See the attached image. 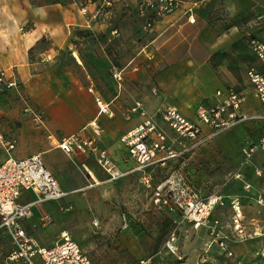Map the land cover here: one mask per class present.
I'll list each match as a JSON object with an SVG mask.
<instances>
[{
    "label": "rangeland",
    "instance_id": "1",
    "mask_svg": "<svg viewBox=\"0 0 264 264\" xmlns=\"http://www.w3.org/2000/svg\"><path fill=\"white\" fill-rule=\"evenodd\" d=\"M1 1L0 9L7 4ZM53 1L61 2L46 0L47 3ZM80 1L84 3L87 0ZM110 1L111 5L104 8L108 11V26L120 30L119 35L109 41L108 34H96L79 23L68 21L62 31L55 29L53 38L43 36L34 45H21L22 34L17 32L13 35L11 32L12 35H6L0 27V70L12 67L22 94L0 86V163L11 157H23L18 152L27 156L41 155L49 165L61 167L57 174L60 182L67 180V186L74 185L73 178L66 179L72 175L71 170L67 172L65 167L69 163L72 171L83 179V183L76 186L80 190L64 200V208L57 209L54 208L56 205H51V223L44 227L35 221V237L41 244L51 247L67 232L80 244L93 264H177L180 260L176 255L163 248L167 232V218L163 213L166 212L153 205L152 200V205L149 203L155 186L178 173L191 185L200 200L217 199L205 225L194 228L184 222L179 226L178 254H184L181 261L192 263L199 253H205L216 259V264H238V261L241 264H264L260 258L254 263V252L264 248V162L255 154L244 164L241 152L242 145L247 141H256L264 132V126L240 123L228 135L223 132L212 139L211 144L199 145L177 156L188 145L183 147L182 143L179 144L175 134L161 121L152 105L157 97L150 93L152 87L156 88L158 96L163 93L159 77L166 72L175 73L172 90L188 80L189 83L194 82L196 72L188 63L193 57V45L189 43H195L198 38H217L221 39L219 45H237L218 50L212 56L218 60L210 59L208 62V74L215 78L216 64L228 59V68L240 79L243 63L248 60L241 59L242 54L246 55V44L240 33L254 14L264 13V5L251 0H205L200 16L203 20L198 24L178 26L175 23L169 26V22H164L161 31L156 28L149 32L142 27L144 21L138 15L137 0ZM53 12L61 11L59 8ZM8 19L13 21V18ZM33 27L34 23L26 20L21 32L31 31ZM5 37L10 40H5ZM227 39L231 42L226 43ZM139 52L140 71L128 77L124 85L122 82L121 95L111 104L113 113L108 111V123H103L105 133L102 143L109 148L114 141H118L122 151L125 147L121 142L123 135L119 137V133H123L126 122L132 118V115L126 117V111L134 100L146 99L150 105L149 115L154 117L159 129L167 136L168 153L160 154L167 158L139 168L137 164L131 165L133 159L123 153L122 159L130 161V168H117L121 172H131L100 185L91 183L85 178L91 177L80 158L73 161L60 150L49 151L50 133L61 140L79 132L94 120L98 111L96 101L89 92L90 82L94 81L106 100L112 99L114 89L119 90L110 77L112 67H120ZM195 59L201 62L202 57ZM206 81L209 83L211 80ZM211 89L209 85L207 90ZM194 93L198 97L199 93ZM33 111L42 115L43 124L33 120ZM227 138L236 143L231 150L223 145ZM11 142L14 149L9 150ZM89 160V164L93 168L95 166L96 173L93 172L98 181L107 180L108 174L95 159ZM257 170L261 171V175H257ZM236 199L243 214L242 225L253 234L247 240L239 241L232 237L231 201ZM214 220L219 222L221 234L230 238L228 245L235 257L226 258L219 254L217 246L212 243L208 222ZM134 244L143 252L139 258L131 250ZM2 245L0 243V247ZM246 250L248 256L242 258L238 255L246 253Z\"/></svg>",
    "mask_w": 264,
    "mask_h": 264
},
{
    "label": "built area",
    "instance_id": "2",
    "mask_svg": "<svg viewBox=\"0 0 264 264\" xmlns=\"http://www.w3.org/2000/svg\"><path fill=\"white\" fill-rule=\"evenodd\" d=\"M205 0H193L184 9V16L189 24L195 22V11L203 5ZM111 5L110 0H104V6ZM182 5L181 0H137V12L143 19V29L149 31L162 18L174 13ZM98 12V11H97ZM95 13V17L97 15ZM255 18L253 23L256 24ZM250 29V27H249ZM119 35L117 28L110 29L108 41ZM247 45L254 57L264 66V40L246 34ZM128 66L132 71L138 70V64L129 61ZM126 67H112L110 74L112 79L121 89L124 80ZM246 78L251 86L254 99L260 105L262 111L258 114H246L242 111L241 105L245 100L243 93L236 91L233 87H226L215 92V100L208 104H200L197 107V122L188 120L175 108L167 106L160 113V119L175 134L179 144H187L188 147L179 151L182 155L185 151L199 145L209 143L216 136L226 132L240 123H247L253 120L264 122V70L249 67L246 70ZM0 86L5 88H18V83L14 78H8L5 70H0ZM89 91L94 94L96 104L100 113H108V105L98 94L94 87ZM127 118L130 115H137L140 122L132 130L121 137V142L139 168H144L153 164L156 160H163L166 157L160 154L168 153V142L165 132L159 129L154 117L150 116L142 101L136 100L127 109ZM33 120L38 124H43L42 115L33 111ZM93 135L72 134L56 142L57 146L69 157L80 158V162L91 178H94L92 171L88 167L87 160L94 158L98 165L108 174L106 181H112L131 172H121L111 158L108 150L101 147L98 137L101 129L93 124ZM205 128V131H204ZM14 143L8 145V149H13ZM256 151H264V134L259 139L242 148L244 164L248 163ZM172 156V155H171ZM158 158V159H157ZM169 158V157H168ZM257 175L261 171L257 170ZM171 177V178H170ZM169 178L159 182L151 197L152 204L166 213H176L180 220L174 222L168 231L163 248L168 253L176 255L181 261L182 256L178 254L177 231L182 223H188L197 228L205 225L210 210L217 199L200 200L190 184L182 175H170ZM148 182V180H147ZM149 186V184H148ZM23 191H30L36 198L29 203L19 201ZM68 196L64 192L55 175L47 168L41 155H33L25 158H8L0 164V230H4L8 235L10 247L7 251L0 250V264H93L91 258L81 248L80 244L74 240L67 232L62 234L59 242L51 247L41 244L35 236L28 232L25 222L33 216V207L43 203L60 201ZM231 208V231L234 240H247L253 237L242 225L243 214L239 201L232 200ZM50 214L42 215L41 224L47 225L52 222ZM209 233L212 236V243L217 246L219 254L226 258L233 257V252L229 247V237L222 235L219 222L214 220L208 222ZM97 225V224H96ZM264 237V233H262ZM256 258L264 261V248L254 252ZM206 257L202 254L194 264H203Z\"/></svg>",
    "mask_w": 264,
    "mask_h": 264
},
{
    "label": "crops",
    "instance_id": "3",
    "mask_svg": "<svg viewBox=\"0 0 264 264\" xmlns=\"http://www.w3.org/2000/svg\"><path fill=\"white\" fill-rule=\"evenodd\" d=\"M4 1L7 4L1 6L2 9H0V27H1L2 31H5L6 35H12L11 32L13 33V35L16 34L17 32L19 34H22L21 35V43H20L21 45H34L43 36L48 37L50 35L51 38H53V32H55V29L57 28L60 31H62L64 29V24L68 21L79 23L81 26H83L84 29H90V30L96 32V34H98V33L108 34L110 29L117 28V27L111 28L108 26V11L104 9V8H106L104 6V0H87L84 3L80 0H69V1L60 0L61 2H54L53 1L50 3H47L46 0H4ZM181 1H182V5L180 6V8H178L174 13L162 18L158 23H156L153 26V28L151 30H149V32H153L156 28H159V31H161L162 27H163L162 24L164 22H169V26H173V25H175V23H178V26H182L183 24H189V23H187L186 17L184 16L183 12H184V9L188 6V4L191 1L190 2L186 1V0H181ZM251 1L258 2L261 5H264V0H251ZM1 2L2 1L0 0V3ZM35 2H36V4H35ZM9 4L11 5L12 8H10ZM59 8L61 11L60 13H54L53 12V10L59 9ZM201 10H202V6H200L194 13L195 22L193 24H189V25L198 24L200 21L203 20L200 17V16H202ZM96 12H97V15L95 17L94 15ZM258 17H259V20H256L257 23L254 24L253 20L255 18H258ZM8 18H13V21H9ZM26 20L30 21L31 23L33 22L34 27L32 28L31 31H26V32L22 33L21 31L24 29V24H25ZM249 27H250V29H249ZM69 29H71V28H69ZM117 29H118V31L120 30L119 28H117ZM247 32L251 33L254 36H257L258 38H260L262 40H264V13L259 12V13L254 14L253 18L250 19L249 21H247L246 24L244 25V27L241 30L240 35L245 38ZM10 37H12V36H10ZM5 40L8 41V40H10V38L7 39L5 37ZM220 40L221 39H217V38H214L212 40L211 39L206 40L205 38H198L195 43L193 41H191L189 43L190 46L193 45V57L190 59V61L188 63L191 66H193L192 69H195V72H196L195 73L196 78H195V80H193L194 81L193 83H189V80H188L187 83H182L181 85H178L177 87H175V89H173L174 90L173 91L171 88V86H172L171 82L175 81V79H174L175 73L171 72L173 74L172 75V74H169V72H166L162 76L159 77V87H161V89H163V93L160 96H158L155 87H152L151 92H150L151 95L154 94L157 97L156 101H154L152 104L155 108L156 113H160L164 108H166L167 106H170V107L175 108L181 115H183L188 120H191L193 122H197L198 121L197 115H196L197 107L200 104H208L210 102H213L215 100V92L217 90H223L229 86L233 87L236 91L244 94L245 100L241 105L243 112H245L246 114H258L262 111L260 103L256 99H254V97L252 95L251 86L248 83L247 78H246V70L252 66V67H255L256 69L262 71V70H264V66H262V64L252 54V52L249 48V45H247V39L246 38H245V40L243 39L245 44H246L245 45L246 49L244 51L246 55L242 54L241 59L244 58V60H245L246 58H248V60H245L246 62L243 63L245 69L242 68V70L240 71V75H241L240 79H238L237 76H234L232 71L228 68V59H222V60H220V62H218V64H216L217 65L216 66L217 67V74L215 75V78L208 74V62H210V59H212L215 62L218 60L217 57H212L218 50L228 49L231 46H234V47L237 46V45H219ZM228 40L229 39H227L225 42L226 43L231 42V40H229V41ZM3 43H4V41L2 40L1 44L3 45ZM198 56L202 57L201 62H198L195 59ZM131 60L138 64V70L137 71H132L130 69V66H128V63ZM139 60H141L140 59V52L131 56L126 61L127 63L125 62L123 65H121L119 67V68L126 67L125 73H124L123 85L125 83V80L128 77H131L134 72L140 71V66H139L140 61ZM2 70H5L8 78L16 79L17 83L19 84V79L16 76L15 71L12 69V67L4 68ZM110 77H111V74H110ZM206 79L211 80V81L208 83L206 81ZM111 80L113 81V83L115 85V81L112 79V77H111ZM90 83H91L90 87H94V90L98 94L101 95V97L103 98V101L108 105V111L110 113H113V109L111 107V104L113 101H117L119 99V97L121 95V89H119V88H118L119 90L114 89L115 93L113 95V98L110 100H106L103 97L100 89L94 83V81H91ZM209 85H211V87H212L211 91L207 90ZM19 88H21V86L20 87L18 86V88H10V91H16V92H18L19 95H22L21 89H19ZM194 91H196L197 94L199 93L200 96H203V98L199 99L198 98L199 95H197L198 97H196ZM203 93L206 94V96H204ZM90 94L94 98V94H92L91 92H90ZM136 100L142 101L144 107L149 112L150 105H148V100L141 99V98H138ZM136 100H134V101H136ZM94 101H95V98H94ZM163 103H166V105ZM95 105L97 107V111H98L97 115L98 116L94 120H92L88 125L81 128L79 132L73 133V134L80 133L83 135L92 136L94 133L92 126L95 123L96 126L100 127L101 133H102L100 135V137H98L99 145L108 150L109 154L111 155L112 160L114 161L115 165L120 170H128L130 168L128 166L129 165L128 163L130 161L124 162L122 159L123 153L126 154V156H128L126 149L123 148V150L121 151V145L118 143V141H114L111 145H109V148L103 145L102 137H103V134L105 133V126H103V123H105V124L108 123V116H107L108 114L100 113L96 102H95ZM148 106H149V108H148ZM189 109L191 110L192 115L189 114L190 113ZM139 121H140V119L137 115H132L131 120L126 122V126L122 130L123 133L122 134L119 133V137L126 134L127 132L132 130L134 127H136L137 124L139 123ZM250 122H251V125L253 127H258L260 125L264 126V122H262L260 120H253ZM231 130H234V127L232 129L226 131V133H227L226 135H228ZM204 131H205V128H204ZM166 132H168V131H166ZM262 134H264V132H262L257 137L256 141L259 139V137ZM218 136H216V137H218ZM115 137H117V136H115ZM59 139L60 138L58 136H56L54 133H50V139H49V141H50L49 142L50 143V150L49 151L50 152L53 150H60L62 153H64L56 144V142L60 141ZM256 141H250V142L247 141L245 143V145H242L241 152H242L243 147H248L249 145H251L252 143H255ZM212 142H213V140H211L209 143L211 144ZM235 144L236 143L233 140H231V138H227V140H225L223 143L224 147L228 148L229 150L234 148ZM18 153H19V156H23V157H17V158L29 157L24 152H18ZM255 154H258L260 157V160H262V162H264V151H256L254 153V155ZM13 158H15V157H13ZM71 159L73 161L77 160V158H74V159L71 158ZM44 161H45V159H44ZM89 161L90 160H87L88 167L89 168L91 167L90 170L92 171L94 178L89 179L86 176H85V178L88 181H90L91 183L95 182V184H97V185H100L102 183H106L107 181L105 179L98 181L96 174H95L96 173L95 166L93 168L89 164L90 163ZM45 163H46L47 168L57 178V174H59L61 167L53 166L51 164L49 165L46 161H45ZM134 164H136L135 161L134 160L131 161V165H134ZM65 167L67 169V172H69V169H70L71 173H72V175H70V177H67L66 179L73 178L74 185L73 186H67V180H61V182H62L61 183L59 181V179L57 178L61 189L64 192H67L68 196H66L65 198H62L60 201L47 202V203H43L41 205H36L33 207V216L25 222L26 229L33 236H35L33 233L34 224L37 222L39 225H42L40 222L42 215H44L45 213L50 214L51 205L52 206L56 205L57 207H54V208H57V209L64 208V206H63L64 200L68 199L70 197V195H72L73 193H76L77 191L80 190V188L76 187V186H78L80 183H83V179L77 173L72 171L73 169H72V165L70 163H69V165H67ZM92 168H93V170H92ZM96 168H98V167H96ZM99 170H100V172H102L100 168H99ZM103 174H105V173H103ZM35 198H36V195L33 192L23 191L21 196H20L19 201L21 203H29ZM149 204H151V197H150V203ZM163 214H165V217L167 218L165 224L169 225V228L167 229V232H166V235H167L168 231L173 226V223L178 222L180 220V217L176 213H163ZM47 225H45V226L42 225V226L46 227ZM166 235H165V237H166ZM4 238H7V240H5ZM0 243L3 244L0 247V248H2L0 250L7 251L9 249V247H10L9 238H8V235L6 234V232L4 230H0ZM177 243L179 245L178 239H177ZM131 250H132L134 256H136L137 258H139L140 256L143 255L142 250L135 244L131 247ZM202 254L207 259L206 262L203 264H216V259H211L205 253H199L195 257V259L192 263H187V262H184V260H182V261L177 262V264H194L195 262H197L198 258ZM238 255L240 257L244 258V257L248 256V251L246 250V253H244V252L241 254L238 253ZM181 256H184V254L182 253ZM256 259H258V258H255L254 263H255ZM238 264H241L240 261H238Z\"/></svg>",
    "mask_w": 264,
    "mask_h": 264
},
{
    "label": "trees",
    "instance_id": "4",
    "mask_svg": "<svg viewBox=\"0 0 264 264\" xmlns=\"http://www.w3.org/2000/svg\"><path fill=\"white\" fill-rule=\"evenodd\" d=\"M169 228V225L168 224H166V229H168Z\"/></svg>",
    "mask_w": 264,
    "mask_h": 264
}]
</instances>
